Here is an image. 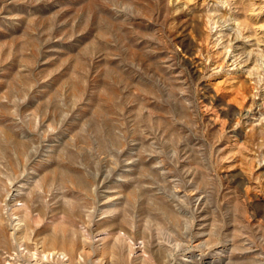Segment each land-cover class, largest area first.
<instances>
[{"label":"rangeland","instance_id":"1","mask_svg":"<svg viewBox=\"0 0 264 264\" xmlns=\"http://www.w3.org/2000/svg\"><path fill=\"white\" fill-rule=\"evenodd\" d=\"M23 263L264 264V0H0Z\"/></svg>","mask_w":264,"mask_h":264},{"label":"bare ground","instance_id":"2","mask_svg":"<svg viewBox=\"0 0 264 264\" xmlns=\"http://www.w3.org/2000/svg\"><path fill=\"white\" fill-rule=\"evenodd\" d=\"M16 231V230H15ZM202 233V231H200ZM199 234V233H198ZM65 244H67L69 247H70V250H71V255L73 256L74 254V251L76 250V247H77V243L75 242V240H73L72 238H66L65 239ZM198 246V245H197ZM84 249V246L82 248V250ZM81 250V249H80ZM59 252V251H58ZM58 252H50L49 254H58ZM60 254V253H59ZM65 254V253H64ZM70 258H68L69 260ZM18 263V262H17ZM24 264V263H23Z\"/></svg>","mask_w":264,"mask_h":264}]
</instances>
